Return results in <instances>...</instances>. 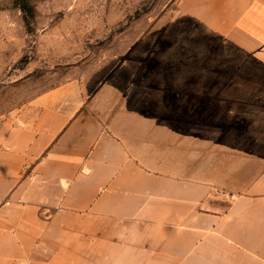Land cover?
Segmentation results:
<instances>
[{"label": "crops", "instance_id": "1", "mask_svg": "<svg viewBox=\"0 0 264 264\" xmlns=\"http://www.w3.org/2000/svg\"><path fill=\"white\" fill-rule=\"evenodd\" d=\"M177 7L225 68L144 92L115 70L0 119V264H264V0Z\"/></svg>", "mask_w": 264, "mask_h": 264}, {"label": "rangeland", "instance_id": "2", "mask_svg": "<svg viewBox=\"0 0 264 264\" xmlns=\"http://www.w3.org/2000/svg\"><path fill=\"white\" fill-rule=\"evenodd\" d=\"M177 1L0 0V119L53 87H95L115 70L117 92H144L162 69L225 68L231 49Z\"/></svg>", "mask_w": 264, "mask_h": 264}, {"label": "built area", "instance_id": "3", "mask_svg": "<svg viewBox=\"0 0 264 264\" xmlns=\"http://www.w3.org/2000/svg\"><path fill=\"white\" fill-rule=\"evenodd\" d=\"M2 201H0V203H1Z\"/></svg>", "mask_w": 264, "mask_h": 264}]
</instances>
